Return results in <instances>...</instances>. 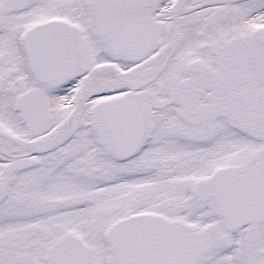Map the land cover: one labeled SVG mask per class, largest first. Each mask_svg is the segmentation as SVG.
<instances>
[{
    "label": "snow or ice",
    "instance_id": "1",
    "mask_svg": "<svg viewBox=\"0 0 264 264\" xmlns=\"http://www.w3.org/2000/svg\"><path fill=\"white\" fill-rule=\"evenodd\" d=\"M0 264H264V0H0Z\"/></svg>",
    "mask_w": 264,
    "mask_h": 264
}]
</instances>
